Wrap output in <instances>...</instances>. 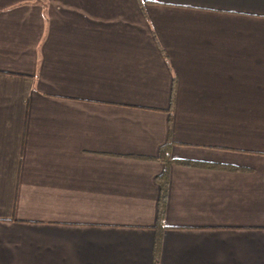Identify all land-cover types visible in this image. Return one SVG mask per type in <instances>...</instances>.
<instances>
[{"label":"crops","instance_id":"obj_1","mask_svg":"<svg viewBox=\"0 0 264 264\" xmlns=\"http://www.w3.org/2000/svg\"><path fill=\"white\" fill-rule=\"evenodd\" d=\"M0 264H264V0H0Z\"/></svg>","mask_w":264,"mask_h":264},{"label":"trees","instance_id":"obj_2","mask_svg":"<svg viewBox=\"0 0 264 264\" xmlns=\"http://www.w3.org/2000/svg\"><path fill=\"white\" fill-rule=\"evenodd\" d=\"M165 148H160L158 152V157L159 159H164L165 154H164ZM144 159H151V157H143ZM173 163L177 165H182V166H201L200 163L192 162V161H186V160H172ZM221 169H232L227 166H220ZM158 182H159V187H160V193L158 197V203H157V218L158 222L161 221L162 215H163V210H164V202H165V196H166V176L165 173L163 172L160 176H158ZM156 252V251H155Z\"/></svg>","mask_w":264,"mask_h":264}]
</instances>
